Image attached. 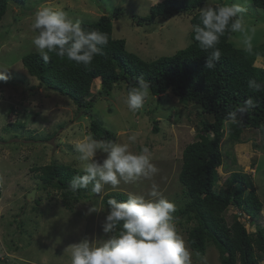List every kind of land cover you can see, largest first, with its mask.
Returning <instances> with one entry per match:
<instances>
[{
    "label": "rangeland",
    "instance_id": "374dc122",
    "mask_svg": "<svg viewBox=\"0 0 264 264\" xmlns=\"http://www.w3.org/2000/svg\"><path fill=\"white\" fill-rule=\"evenodd\" d=\"M160 1L26 0L9 4L0 21V68H7L10 77L9 83L0 82V264H71L70 252L66 251L70 245L85 237L107 238L103 224L108 209L101 203V196L90 190L69 208L59 191L38 188L40 172L32 170L35 165L58 161L82 171L84 162L80 161L74 144L85 136L94 137L91 128L94 119L114 133L112 141L129 143L131 151L148 147L152 162L159 169L151 179L121 182L115 190L106 186L105 194L122 191L146 195L155 183L176 208L183 205L186 198L179 181L183 149L197 139L200 121L205 119L195 105L181 103L170 92L158 96L150 92L144 106L131 111L127 106L129 90L125 82L116 84L111 94L106 95L101 92L98 78L91 88L95 102L84 111L69 97L44 88L22 61L24 55L36 52L32 40L37 33L31 26L40 7L63 10L80 23L95 21L103 14L112 16L119 8L120 17L113 18V37L124 38L128 51L145 60L173 55L191 42L189 14H175L147 24L137 22ZM229 2L247 7L244 13L247 32H233L230 41L238 48H245L247 35L251 47L264 43V9L255 6L252 0ZM255 65L264 67V57H257ZM154 124L159 126L158 131L154 130ZM132 135L136 136L134 143L128 139ZM242 139V143H234L226 136L222 142L224 161L218 169L219 184L233 171L248 174L263 202L258 223L264 226V135L257 129H246ZM105 157L106 154L97 155L101 163ZM33 190L35 196L29 199L28 194ZM37 198L39 203L35 202ZM93 206L99 211L90 213ZM235 212L232 207L227 210L229 222ZM243 222L249 232L255 230L253 223L245 218ZM175 224L192 253L193 264H221L216 246H209L202 259L189 247L187 229L191 223L182 224L177 218ZM260 264H264V259Z\"/></svg>",
    "mask_w": 264,
    "mask_h": 264
},
{
    "label": "trees",
    "instance_id": "16d2710c",
    "mask_svg": "<svg viewBox=\"0 0 264 264\" xmlns=\"http://www.w3.org/2000/svg\"><path fill=\"white\" fill-rule=\"evenodd\" d=\"M12 1L23 3L26 0H0V21ZM252 2L264 9V0ZM205 4L206 0H162L137 22L147 24L157 19H169L175 14H189L193 26L200 22V9ZM120 14L118 8L112 16L103 14L95 21L81 22L85 30H97L109 38L107 46L102 48L89 67L60 58L54 53L49 54L51 59L45 63L37 52L23 56L24 66L44 88L69 97L84 111H88L95 102L96 97L91 95V88L98 78L101 79V92L106 95L111 94L120 82H125L129 90L142 77L150 84L153 95L170 92L181 103L195 105L205 119L200 121L197 139L183 149L179 181L186 200L174 213L175 219L178 218L182 224L191 223L187 229V242L201 259L207 248L214 245L219 249L221 264H260L264 259V226L258 220L263 202L248 174L240 170L233 171L220 185L218 169L224 161L222 142L226 136L234 143H242L246 129H257L264 135V89L254 92L248 87L251 79L264 84V67L255 65L257 57H264V43L246 51L230 41L233 32H226L217 45L222 53L221 58L214 69L207 70L205 61L208 53L200 48L191 31V42L185 48L170 56L145 60L127 50L124 38L113 37V18L118 19ZM249 97L257 102V107L243 117L242 123L225 127L227 113ZM208 116L212 120H208ZM91 122L94 138L107 141L114 139V133L99 120ZM154 130L158 131L159 126L154 124ZM32 170L40 172L41 184L38 188L59 191L64 205L69 208L73 201L86 197L91 190V186L76 192L70 189L72 178L83 173L69 164L53 161L35 165ZM127 196L122 191L107 192L101 203L108 209V199L125 201ZM35 202L39 203L40 199H35ZM230 207L236 212L229 222L226 212ZM243 218L255 225L254 231L247 230Z\"/></svg>",
    "mask_w": 264,
    "mask_h": 264
},
{
    "label": "clouds",
    "instance_id": "9594fccd",
    "mask_svg": "<svg viewBox=\"0 0 264 264\" xmlns=\"http://www.w3.org/2000/svg\"><path fill=\"white\" fill-rule=\"evenodd\" d=\"M246 11L244 4L229 0L222 3L206 0L200 9V22L192 26V32L200 48L208 53L207 70L214 69L220 60L222 53L217 45L226 32H247ZM31 27L37 33L32 44L45 63L51 59L49 54L54 53L87 68L109 42L107 34L85 30L65 11L51 7L38 8ZM244 45L246 51L251 50V38L247 35ZM6 69L0 68L2 82L10 78ZM248 87L259 92L264 84L251 79ZM149 96L150 84L141 77L128 91V109L142 108ZM256 107L257 102L251 97L236 105L227 113L225 127L242 123L243 117ZM128 139L134 143L136 136ZM74 148L84 163L83 174L74 176L70 182L73 192L91 185V192L102 198L106 186L115 190L121 182L151 179L159 171L146 146L133 152L129 143L98 140L88 135L76 142ZM98 153L106 154L102 163L97 159ZM107 205L109 210L103 224L107 238L85 237L70 245L66 251L70 252L71 264H193L192 253L175 224L176 204L163 195L157 184L153 183L146 195L129 193L127 200L110 198ZM95 211H99L95 206L89 209L90 213Z\"/></svg>",
    "mask_w": 264,
    "mask_h": 264
},
{
    "label": "water",
    "instance_id": "95a60500",
    "mask_svg": "<svg viewBox=\"0 0 264 264\" xmlns=\"http://www.w3.org/2000/svg\"><path fill=\"white\" fill-rule=\"evenodd\" d=\"M35 192H36V190L31 191V192L28 194V198H29V199L34 198V196H35Z\"/></svg>",
    "mask_w": 264,
    "mask_h": 264
}]
</instances>
